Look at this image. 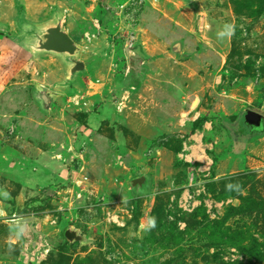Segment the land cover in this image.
I'll return each mask as SVG.
<instances>
[{
    "label": "rangeland",
    "instance_id": "374dc122",
    "mask_svg": "<svg viewBox=\"0 0 264 264\" xmlns=\"http://www.w3.org/2000/svg\"><path fill=\"white\" fill-rule=\"evenodd\" d=\"M140 1L0 0V264H264V155L245 146L264 131L243 119L264 115V0ZM103 6L108 62L40 49ZM32 216L39 234L14 222Z\"/></svg>",
    "mask_w": 264,
    "mask_h": 264
},
{
    "label": "crops",
    "instance_id": "0c3cea01",
    "mask_svg": "<svg viewBox=\"0 0 264 264\" xmlns=\"http://www.w3.org/2000/svg\"><path fill=\"white\" fill-rule=\"evenodd\" d=\"M101 26V25H100ZM108 27V24L106 23V25H104V27ZM60 27H61V25H60ZM101 27H103V26H101ZM108 29V28H107ZM61 30L64 32V33H66L69 37H70V39L73 41V43H74V45H75V47H76V51H75V53L73 54V55H71L70 56V58L71 59H73V60H75V61H78V62H81V63H83V69L81 70V71H85L88 67H89V70L91 71V72H93L94 70H96V67L98 66V65H100L101 63H99L97 66H96V62L95 63H93V66H92V64H90V63H88V61H89V58H93V55L95 54V57H97L96 56V54H100L101 55V58L103 59V61L105 60V61H107L108 62V60H107V53H110L111 55H112V50H110V48H111V46H110V42L109 41H107V39H106V36L105 35H103V34H98L94 39V42L96 41V43H99V42H101L102 41V44L101 45H97V47H98V52L97 53H95L94 52V50L93 49H91V50H85L84 51V45H85V40L83 39V33L84 32H88V31H93V28H92V25H91V23H88L87 24V26H86V28H85V30L82 32V33H80V32H77V31H71V32H69V30H63L62 29V27H61ZM101 30V29H100ZM72 34H77V35H80V40L77 42L76 40H74L72 37H71V35ZM90 41H92V39L90 40ZM122 50H125V47H123V49ZM142 50H143V48H142ZM86 51H88V52H86ZM118 52V50L115 48L114 50H113V53H114V55H115V53H117ZM91 53V54H90ZM125 53V52H124ZM60 54V53H59ZM80 54H83V57H82V55H80ZM109 54V55H110ZM108 55V56H109ZM126 56V55H125ZM99 57V56H98ZM115 57V56H114ZM127 58V57H126ZM130 58V57H129ZM128 58V59H129ZM97 72H98V74H100V72H101V68L100 69H97ZM151 74V73H150ZM147 81V80H146ZM146 81H144V82H146ZM144 82H142V83H144ZM148 82V81H147ZM142 83H141V85H142ZM142 86H144V85H142ZM142 86H140L141 87V89H143L142 88ZM149 86V85H148ZM145 88V87H144ZM109 110L107 109V107H106V104L105 105H101V107L100 108H98V112L96 113V112H90L89 114H86V113H84V115L88 118V119H93V120H103L104 118H106L107 117V112H108ZM112 111V110H111ZM105 113V117H103V118H100V117H102L103 116V114ZM113 114L115 115V117H116V114L113 112ZM262 116H263V120H262V127H261V130L262 131H264V115L262 114ZM132 130H135V131H137L138 132V130L137 129H135V128H132ZM250 140V143L248 142ZM234 141H235V139H234ZM245 141H246V143H245ZM244 142H243V144L245 143V146H247V150H248V153L246 154L247 156H249L251 153H253V154H255V155H259V154H261V155H264V153L262 152V148H261V146L263 145V142H264V134L263 133H261V134H257V135H252V136H249L248 137V139L247 140H245ZM234 145H236V142H235V144ZM250 146H252V147H250ZM250 147V148H249ZM244 149V148H243ZM242 151V150H241ZM35 158H33L32 160H38L39 158L40 159H44V157H47V158H49L50 160H52V161H54V162H56L57 163V166H55V168H53V169H48L49 168V165H48V163H47V166L46 167H44V169H46V171H47V176H50V178H55L54 177V175L55 176H58L57 174H56V172H57V170L59 171V168H60V162H58L56 159H54L52 156L50 157V153H48V152H40V153H38V152H36L35 153ZM32 160H30V161H32ZM29 162V161H28ZM27 162V163H28ZM33 169H35L34 167H33ZM63 176H65V178H66V174H63ZM29 178H27V180H28ZM30 180V179H29ZM14 222H16V220L14 221ZM17 224H21V223H18V222H16ZM21 225H23V226H27V228L30 230V227H29V225H26V224H21ZM31 231V230H30ZM36 231H37V228H36ZM33 232V231H32ZM34 233V232H33ZM37 233L39 234L40 232L39 231H37ZM35 234V233H34Z\"/></svg>",
    "mask_w": 264,
    "mask_h": 264
},
{
    "label": "water",
    "instance_id": "95a60500",
    "mask_svg": "<svg viewBox=\"0 0 264 264\" xmlns=\"http://www.w3.org/2000/svg\"><path fill=\"white\" fill-rule=\"evenodd\" d=\"M43 41L39 43L40 49L47 51H52L60 54L73 55L76 51V47L70 37L61 30L60 25L47 28L43 33ZM142 51L139 45H133L132 47H125V55L127 58L134 55V53ZM74 66L71 72L81 71L83 69V63L71 59ZM195 106V105H194ZM193 106V107H194ZM244 123L248 129L258 128L262 124L263 116L259 112L247 111L244 114ZM144 177H138L131 181L133 186L141 185L144 182ZM16 222L21 224L29 225L30 230L35 232L36 228L40 225L41 219L35 216L26 217L16 220ZM64 237L67 241L79 240L80 237L71 230H66L64 232Z\"/></svg>",
    "mask_w": 264,
    "mask_h": 264
},
{
    "label": "built area",
    "instance_id": "2783aa9c",
    "mask_svg": "<svg viewBox=\"0 0 264 264\" xmlns=\"http://www.w3.org/2000/svg\"><path fill=\"white\" fill-rule=\"evenodd\" d=\"M98 0H91L92 4H96ZM141 3L140 0H130V2L128 3V7L127 10H130L133 14L135 12V9L136 7ZM126 4H122L120 6V10H119V13H116L115 14H121L123 12V9L125 8ZM104 8L107 10V11H110L111 9H109L108 6H104ZM112 12V11H110ZM91 25H92V28H93V31H88V32H85L83 34V39L85 40H91L92 38H95L96 35L100 32V23H99V20L98 19H93L91 21ZM133 37H130L129 39L126 40L125 44H124V47H132L134 45V41H133ZM135 54V53H134ZM72 102L74 104H78L79 101L76 99V97H73L72 98Z\"/></svg>",
    "mask_w": 264,
    "mask_h": 264
},
{
    "label": "trees",
    "instance_id": "16d2710c",
    "mask_svg": "<svg viewBox=\"0 0 264 264\" xmlns=\"http://www.w3.org/2000/svg\"><path fill=\"white\" fill-rule=\"evenodd\" d=\"M102 11H103V14H102L101 18H99V23H100L101 26L104 27V25H106V23H107L108 17L111 16V14H110V12H108V11L104 8V6H103V8H102ZM126 59H127V58H126ZM129 59H130V58H129ZM127 60H128V59H127Z\"/></svg>",
    "mask_w": 264,
    "mask_h": 264
},
{
    "label": "clouds",
    "instance_id": "9594fccd",
    "mask_svg": "<svg viewBox=\"0 0 264 264\" xmlns=\"http://www.w3.org/2000/svg\"><path fill=\"white\" fill-rule=\"evenodd\" d=\"M232 32H233L232 26L231 25H225L224 26V30L219 32L218 35L221 36V37H223L225 35L230 36L232 34Z\"/></svg>",
    "mask_w": 264,
    "mask_h": 264
},
{
    "label": "bare ground",
    "instance_id": "6f19581e",
    "mask_svg": "<svg viewBox=\"0 0 264 264\" xmlns=\"http://www.w3.org/2000/svg\"><path fill=\"white\" fill-rule=\"evenodd\" d=\"M191 149H192V156L193 157H194V155H193L194 152L199 153V151H200L199 146H194Z\"/></svg>",
    "mask_w": 264,
    "mask_h": 264
},
{
    "label": "flooded vegetation",
    "instance_id": "af4514ba",
    "mask_svg": "<svg viewBox=\"0 0 264 264\" xmlns=\"http://www.w3.org/2000/svg\"><path fill=\"white\" fill-rule=\"evenodd\" d=\"M263 125V124H262ZM35 234L37 233V231L34 232Z\"/></svg>",
    "mask_w": 264,
    "mask_h": 264
}]
</instances>
